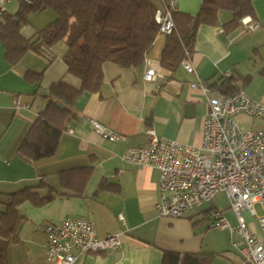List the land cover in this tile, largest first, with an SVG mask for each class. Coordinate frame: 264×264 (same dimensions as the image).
<instances>
[{
	"label": "crops",
	"instance_id": "crops-1",
	"mask_svg": "<svg viewBox=\"0 0 264 264\" xmlns=\"http://www.w3.org/2000/svg\"><path fill=\"white\" fill-rule=\"evenodd\" d=\"M150 1L161 7V0ZM201 2L178 0L177 11L195 15ZM252 4L254 15L246 17L260 24L253 31L242 30L241 24L226 30L224 24L233 17L227 8L218 9L214 22L199 24L188 55L191 72L180 62L173 70L161 65L166 40L162 33L155 35L139 66L122 68L112 61L103 62L100 89L79 93L64 119L55 153L37 160L21 155L17 148L46 106L50 85L63 79L79 88L81 80L68 72L63 61L64 39L51 46L41 45L39 51L28 49L14 63L6 59L0 39V207L10 192L26 186H32L39 196L52 194L42 203L23 200L16 206L21 218L13 239L9 238L7 264H57L45 259V225L77 216L90 219L99 235L119 233L121 247L102 252L73 250L76 258L72 264H161L166 251L204 254L208 264H252L244 261L233 245L238 238L234 230L210 225L213 208L221 210L231 227L236 223L225 193L181 216H160L155 206L159 169L121 158L127 147L147 144L148 127L161 138L199 145L207 98L220 91L223 79L231 78L237 88L264 104V0ZM17 6V0H9L6 11L14 12ZM34 13L28 14V23L20 27L25 38L33 37L36 29L55 17V13L48 15L49 21L42 23ZM149 65L157 72L153 80L143 77ZM27 70L42 71V76L28 80ZM197 80L205 88L190 86ZM91 119L124 138H102ZM251 121L250 129H264V119ZM82 167L89 168L85 179ZM255 209L261 213L258 202ZM118 213L123 222L116 218ZM243 214L249 230L258 240L264 239V227L257 216L246 210Z\"/></svg>",
	"mask_w": 264,
	"mask_h": 264
},
{
	"label": "built area",
	"instance_id": "built-area-1",
	"mask_svg": "<svg viewBox=\"0 0 264 264\" xmlns=\"http://www.w3.org/2000/svg\"><path fill=\"white\" fill-rule=\"evenodd\" d=\"M9 0H0V19L6 11ZM31 0H17L30 2ZM178 0H161L153 19L158 25L157 33H171L174 27L173 12ZM241 29L253 31L259 28L258 21L241 18ZM185 52L180 63L185 70L193 66ZM154 66L149 65L144 79L156 78ZM226 75L229 73L225 71ZM191 87H203L199 80L190 82ZM236 114L264 119V104L250 97L243 89L231 94L214 92L207 98V114L202 124L199 145H191L176 139L157 136L147 128L146 145L129 146L122 154V160L136 165H149L159 169L157 214L160 216H181L194 207L211 201L223 192L236 217L232 225L219 208L210 213V225L230 228L238 235L232 241L239 249L244 261L264 264V239H259L249 230L243 211L256 215L264 227V129L252 130L240 125ZM94 131L109 140L123 139V134L112 131L100 122L91 119ZM261 213L257 214L255 203ZM116 218L123 222L121 213ZM45 259L57 264H72L77 252H102L121 247L119 233L105 235L97 233L94 223L85 217H65L57 223L45 225Z\"/></svg>",
	"mask_w": 264,
	"mask_h": 264
},
{
	"label": "trees",
	"instance_id": "trees-1",
	"mask_svg": "<svg viewBox=\"0 0 264 264\" xmlns=\"http://www.w3.org/2000/svg\"><path fill=\"white\" fill-rule=\"evenodd\" d=\"M253 0H202L195 15L173 12L174 27L166 34L160 63L173 70L185 52L191 53L200 23H212L218 9L232 11V18L224 24L226 30L240 27L241 18L254 15ZM156 6L150 0H31L19 2L14 12H3L0 19V39L5 57L15 62L28 49L51 46L64 39L67 49L63 61L69 73L81 80L76 88L63 79L49 87V97L44 109L30 124L18 145V152L37 160L53 155L63 130V122L70 113V105L81 91H98L103 79L102 63L106 60L122 68H132L143 63L150 49L158 25L153 19ZM50 8L55 13L52 22L36 29L33 37L25 38L22 24L28 23V14ZM28 80H39L42 71L27 70ZM231 78L223 79L220 93L231 94L238 89ZM85 170L84 179L89 173ZM63 178V174L60 177ZM51 193L39 196L32 186L8 194L4 207H0V264H7L8 243L21 218L16 206L23 200L42 203ZM13 239V238H12ZM204 254L166 251L161 264H208Z\"/></svg>",
	"mask_w": 264,
	"mask_h": 264
},
{
	"label": "rangeland",
	"instance_id": "rangeland-1",
	"mask_svg": "<svg viewBox=\"0 0 264 264\" xmlns=\"http://www.w3.org/2000/svg\"><path fill=\"white\" fill-rule=\"evenodd\" d=\"M10 10H13V9H10ZM42 12V13H41ZM33 13V12H32ZM35 18L37 19H41V21L43 20V22L42 23H46V21H49L48 20V15H51V16H53L54 15V12L53 11H51V9L50 8H46L44 11H35ZM50 19V18H49ZM236 119H238V120H240V122L242 121V122H244L245 123V126L248 128H251V117H249V116H247V115H237L236 117H235ZM244 126V127H245Z\"/></svg>",
	"mask_w": 264,
	"mask_h": 264
}]
</instances>
